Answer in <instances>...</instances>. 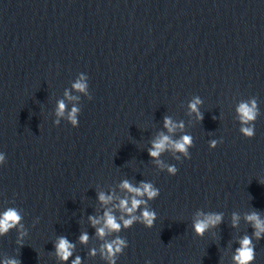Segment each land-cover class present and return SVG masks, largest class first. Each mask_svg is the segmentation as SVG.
I'll return each instance as SVG.
<instances>
[{
    "label": "clouds",
    "instance_id": "1",
    "mask_svg": "<svg viewBox=\"0 0 264 264\" xmlns=\"http://www.w3.org/2000/svg\"><path fill=\"white\" fill-rule=\"evenodd\" d=\"M79 91H84L86 89V84L83 82V78L80 81H77L74 85ZM200 103L199 99L194 100L190 104V109L192 111H198L197 105ZM65 105L63 102L59 103L57 115H63V110ZM238 113L240 114L241 122L246 124L248 121H253L256 118L257 111H256V104L253 100L251 106L248 103H241L237 109ZM76 112L77 109H73L69 119L71 120L72 124L75 126L76 121ZM202 118V117H201ZM164 126L168 129L169 132H172L177 127L173 121L165 117ZM182 127V124L179 125ZM241 131L251 137L253 135V129L251 127H243ZM191 144V137L190 136H183L180 140L172 141L171 138L167 135L161 134V136L153 141L152 147L149 149V155L153 158L159 157V155L167 150L169 147L172 149L182 152L185 156H188V147ZM213 147L215 146V141L212 142ZM3 160V156H0V161ZM168 171L175 175L177 173V169L175 167H169ZM122 189H126L127 192L134 194L131 196V199H121L119 201V209L128 215V219H125L124 216L120 217V220L123 222L124 227L131 226L134 221L138 219L134 213L139 208L140 205L145 204L146 201L144 199H138L137 197H144L147 196L148 199H155L159 196V190L154 188L151 183L141 182L139 187H135L130 184L128 181H123L120 185ZM98 199L104 203L109 204L113 197L111 195H106L105 193L101 192L98 194ZM156 213L154 211H149L145 208L142 212L143 223L145 226H151L155 220ZM92 226L95 227L97 224L100 223V220L96 219L95 217H89ZM21 220V216L19 213L12 208L6 210L3 214H0V235L6 233L11 228L15 227ZM222 217L220 215H208L204 220H199L195 223L194 229L198 234H202L210 225L215 226L216 224L220 223ZM236 217H233V221L235 222ZM248 220L254 222V227L256 228L255 235L257 237L260 236L261 232H264V221H261L258 214L253 213L248 216ZM122 225L118 222L117 217L112 214L111 210L105 211L104 213V226L99 227L96 229L97 235L100 237L105 236L106 229L109 231H119ZM88 240V234L82 233L80 236V241L82 243H86ZM125 245V241L122 239L117 238L112 242H108L103 245V249L107 250L108 256L107 258L112 261L114 264L113 257L117 252H120L122 247ZM56 254L62 260L67 262L69 257L72 256V249L74 248V244H72L66 237H60L58 242L55 245ZM92 254H95V250H93ZM237 261V264H250V262L254 259V251L251 247V240L248 237H245L241 241V247L237 249V255L234 257ZM4 264H18L15 259H6ZM72 264H81V258L76 257L75 260L72 261Z\"/></svg>",
    "mask_w": 264,
    "mask_h": 264
}]
</instances>
